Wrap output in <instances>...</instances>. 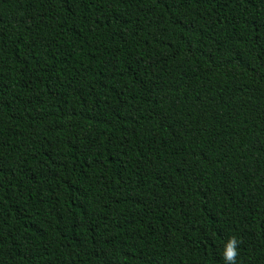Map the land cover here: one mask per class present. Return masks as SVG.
Here are the masks:
<instances>
[{
    "label": "trees",
    "instance_id": "trees-1",
    "mask_svg": "<svg viewBox=\"0 0 264 264\" xmlns=\"http://www.w3.org/2000/svg\"><path fill=\"white\" fill-rule=\"evenodd\" d=\"M264 264V0H0V264Z\"/></svg>",
    "mask_w": 264,
    "mask_h": 264
},
{
    "label": "clouds",
    "instance_id": "clouds-1",
    "mask_svg": "<svg viewBox=\"0 0 264 264\" xmlns=\"http://www.w3.org/2000/svg\"><path fill=\"white\" fill-rule=\"evenodd\" d=\"M240 243L237 237L233 236L224 244L222 250V259L226 264H236L237 256L239 255L237 245Z\"/></svg>",
    "mask_w": 264,
    "mask_h": 264
}]
</instances>
